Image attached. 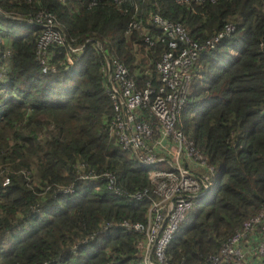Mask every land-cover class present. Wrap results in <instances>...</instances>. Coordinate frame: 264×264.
<instances>
[{
	"label": "trees",
	"instance_id": "trees-1",
	"mask_svg": "<svg viewBox=\"0 0 264 264\" xmlns=\"http://www.w3.org/2000/svg\"><path fill=\"white\" fill-rule=\"evenodd\" d=\"M41 10L66 38L49 46L46 72L36 54L41 29L27 21ZM151 12L182 23L201 45L234 27L191 73L182 130L214 176L167 255L204 264L264 206V0H0V264H142V234L117 224L145 222L149 201L80 176L108 171L124 190L151 188L148 169L109 134L101 69L106 54L139 88L161 84L167 41ZM68 46L85 49L66 69Z\"/></svg>",
	"mask_w": 264,
	"mask_h": 264
},
{
	"label": "built area",
	"instance_id": "built-area-1",
	"mask_svg": "<svg viewBox=\"0 0 264 264\" xmlns=\"http://www.w3.org/2000/svg\"><path fill=\"white\" fill-rule=\"evenodd\" d=\"M214 1V0H211ZM151 22L165 33L159 40L167 43L156 69L161 84L147 83L139 88L128 68L116 58L104 54L101 69L106 75V92L112 106L109 134L130 157L148 169L151 188L127 191L120 188L111 172L91 173L80 177L104 179L117 195L131 200H148L145 222L122 220L117 225L142 234L138 249L142 264H175L167 255L173 236L195 200L206 194L212 184L214 166L198 151L182 130L181 112L187 102L192 70L202 51L215 48L219 41L234 31L231 24L198 44L180 22H171L156 12L149 14ZM37 24L41 34L36 54L47 71L50 45H65L63 29L55 16L46 10L27 19ZM134 23L131 22L130 26ZM146 41L153 44L148 37ZM97 48H101L96 42ZM80 48L68 46L65 67L74 64ZM8 51L5 52L7 54ZM4 54L0 56V63ZM64 191L72 192V186ZM112 224L107 223L108 229ZM261 228V231L257 229ZM264 264V206L242 222L204 264Z\"/></svg>",
	"mask_w": 264,
	"mask_h": 264
},
{
	"label": "water",
	"instance_id": "water-1",
	"mask_svg": "<svg viewBox=\"0 0 264 264\" xmlns=\"http://www.w3.org/2000/svg\"><path fill=\"white\" fill-rule=\"evenodd\" d=\"M84 49H85V47L83 46L79 51H77V54L79 57H81L83 55Z\"/></svg>",
	"mask_w": 264,
	"mask_h": 264
},
{
	"label": "clouds",
	"instance_id": "clouds-1",
	"mask_svg": "<svg viewBox=\"0 0 264 264\" xmlns=\"http://www.w3.org/2000/svg\"><path fill=\"white\" fill-rule=\"evenodd\" d=\"M10 17H11V18H15L14 16H10ZM0 41H2V40L0 39ZM78 48H80V47H78ZM81 48H82V47H81ZM81 48H80V49H81ZM80 49H79V50H80ZM79 50H78V51H79ZM76 54H77V52H76ZM77 55H78V54H77ZM78 58H79V56H78Z\"/></svg>",
	"mask_w": 264,
	"mask_h": 264
},
{
	"label": "rangeland",
	"instance_id": "rangeland-1",
	"mask_svg": "<svg viewBox=\"0 0 264 264\" xmlns=\"http://www.w3.org/2000/svg\"><path fill=\"white\" fill-rule=\"evenodd\" d=\"M3 80V77L0 75V81H2ZM4 81V80H3Z\"/></svg>",
	"mask_w": 264,
	"mask_h": 264
},
{
	"label": "crops",
	"instance_id": "crops-1",
	"mask_svg": "<svg viewBox=\"0 0 264 264\" xmlns=\"http://www.w3.org/2000/svg\"><path fill=\"white\" fill-rule=\"evenodd\" d=\"M254 264H256V263H254Z\"/></svg>",
	"mask_w": 264,
	"mask_h": 264
}]
</instances>
